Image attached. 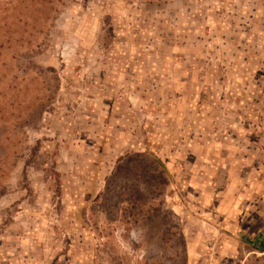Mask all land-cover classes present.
<instances>
[{
  "label": "rangeland",
  "instance_id": "374dc122",
  "mask_svg": "<svg viewBox=\"0 0 264 264\" xmlns=\"http://www.w3.org/2000/svg\"><path fill=\"white\" fill-rule=\"evenodd\" d=\"M224 8L259 13L257 59L220 65ZM254 89L264 0H0V264H187L201 229L158 155L235 137Z\"/></svg>",
  "mask_w": 264,
  "mask_h": 264
},
{
  "label": "crops",
  "instance_id": "0c3cea01",
  "mask_svg": "<svg viewBox=\"0 0 264 264\" xmlns=\"http://www.w3.org/2000/svg\"><path fill=\"white\" fill-rule=\"evenodd\" d=\"M206 15V24L211 31V17ZM219 16L216 45L220 65L227 67L232 63L229 56L232 49L236 51V66L240 63V55L248 50L250 60H254L253 49L257 59L259 13L248 14L242 10L233 15L224 8ZM213 42L207 45L208 57L212 55L209 49ZM242 96L244 98L236 108L249 110L250 116L240 111L235 117L234 126L239 131L235 137H230L229 133L218 139L204 135L201 142L192 139L186 144H189L185 149L187 155L181 156L173 151L170 155L167 151L165 155H158L167 160L178 186L184 185L190 195L187 207L193 210V215L188 216L186 225L201 229L202 234L186 235L187 264H215V258L219 259V264H225L222 260L229 257L241 260L247 256L264 255V90H250ZM228 116L227 112L222 118ZM244 122L248 125L246 128L242 126ZM248 130L250 135L247 136ZM176 207L178 213V203ZM201 241L204 248L198 249Z\"/></svg>",
  "mask_w": 264,
  "mask_h": 264
}]
</instances>
